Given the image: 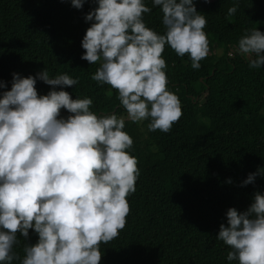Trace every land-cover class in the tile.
Segmentation results:
<instances>
[{
  "label": "clouds",
  "instance_id": "clouds-1",
  "mask_svg": "<svg viewBox=\"0 0 264 264\" xmlns=\"http://www.w3.org/2000/svg\"><path fill=\"white\" fill-rule=\"evenodd\" d=\"M94 2L84 14L91 23L80 40L81 59L98 63L90 78L117 91L128 120H148V131L168 132L182 113L167 88L161 54L167 45L178 57L187 54L198 69L209 52L205 16L193 0H151L161 12V34L144 23L143 14L151 10L145 0ZM83 3L70 0L77 9ZM236 8L233 3L226 15ZM235 51L248 58L250 68H261L264 31L246 30ZM37 80L52 86L46 94L38 95ZM77 82L47 70L35 76L13 72L10 88L0 92V264L16 258L17 234L27 238L29 229L37 239L25 244L20 264H99V245L125 225L126 197L139 175L128 152L133 141L123 117L98 115L90 110V97L72 98L63 90ZM61 109L68 115H60ZM256 176L264 177V167L248 173L241 185ZM225 217L227 226L221 223L215 238L231 249L226 260L264 264V190L254 191L243 211L228 207Z\"/></svg>",
  "mask_w": 264,
  "mask_h": 264
},
{
  "label": "trees",
  "instance_id": "trees-1",
  "mask_svg": "<svg viewBox=\"0 0 264 264\" xmlns=\"http://www.w3.org/2000/svg\"><path fill=\"white\" fill-rule=\"evenodd\" d=\"M193 2L206 19L209 52L192 69L187 54L178 57L165 45L167 88L177 95L182 113L165 133L148 131V120H128L117 91L90 78L98 63L81 59L80 40L94 0H84L80 9L70 0H0V81L5 83L0 92L10 88L13 72L66 73L78 82L63 90L72 98L90 97V110L98 115L123 117L133 141L128 152L139 169L135 191L126 197L123 229L99 245V264H236L226 260L231 249L215 238L219 225L227 226L228 207L243 211L252 193L264 190L262 176L241 185L248 173L264 167V64L252 69L235 51L246 30L264 31V0ZM145 3L151 9L143 14L145 25L162 34L159 6ZM233 3L236 11L228 17ZM34 87L39 95L52 86L37 80ZM60 115L68 113L61 109ZM17 238L11 264H20L25 244L37 236L29 229L27 238Z\"/></svg>",
  "mask_w": 264,
  "mask_h": 264
}]
</instances>
